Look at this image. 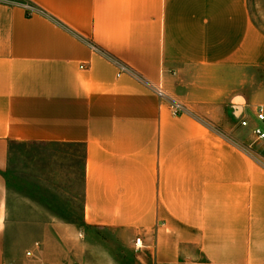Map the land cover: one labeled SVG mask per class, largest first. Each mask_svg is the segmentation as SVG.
Instances as JSON below:
<instances>
[{"label":"crops","instance_id":"1","mask_svg":"<svg viewBox=\"0 0 264 264\" xmlns=\"http://www.w3.org/2000/svg\"><path fill=\"white\" fill-rule=\"evenodd\" d=\"M250 8L0 0V264L72 263L8 247L10 149L27 143L84 150L80 221L59 224L117 249L140 239L142 264H264V148L240 126L264 105ZM158 86L188 113L173 116Z\"/></svg>","mask_w":264,"mask_h":264},{"label":"rangeland","instance_id":"2","mask_svg":"<svg viewBox=\"0 0 264 264\" xmlns=\"http://www.w3.org/2000/svg\"><path fill=\"white\" fill-rule=\"evenodd\" d=\"M249 4L252 16L264 30V0H249ZM253 137L251 143L256 145ZM263 153L261 149L255 159L261 162ZM84 158L81 147L33 143L11 146L7 172L8 247L33 251L39 256L37 262L48 256L73 264H142L141 252L135 247L117 249L121 242L103 240L98 231L83 225L59 224L60 220L80 221Z\"/></svg>","mask_w":264,"mask_h":264},{"label":"built area","instance_id":"3","mask_svg":"<svg viewBox=\"0 0 264 264\" xmlns=\"http://www.w3.org/2000/svg\"><path fill=\"white\" fill-rule=\"evenodd\" d=\"M24 7L28 11L35 10V8L28 3H25ZM116 65L120 72L118 73V76H120V74L122 73H129L132 75L135 74L131 69H129L126 65L120 62H116ZM154 91L156 92V95L160 103H166L168 105V107L170 108L169 110L173 116L188 113V109L186 108V106H184L183 104L179 102L172 100L160 86L155 87ZM254 118H255L254 125L251 128V132H252V135L254 136L255 142H257L259 145H261L262 148H264V105L257 107V109L255 110ZM250 125L251 123L249 119L247 118L242 119L240 121L241 127L249 128ZM260 160L261 162H263L262 164H264V158L262 157ZM140 243H141L140 239H137L136 240L137 250L142 248V245Z\"/></svg>","mask_w":264,"mask_h":264}]
</instances>
